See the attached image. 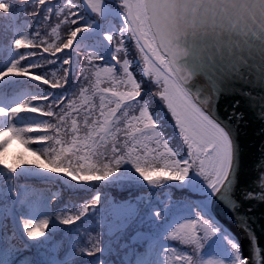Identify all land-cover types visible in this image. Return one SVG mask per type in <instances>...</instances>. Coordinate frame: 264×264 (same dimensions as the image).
<instances>
[{
  "label": "trees",
  "instance_id": "trees-1",
  "mask_svg": "<svg viewBox=\"0 0 264 264\" xmlns=\"http://www.w3.org/2000/svg\"><path fill=\"white\" fill-rule=\"evenodd\" d=\"M83 1L0 0V264H141L162 233V257L173 264H189V256L191 264H228L225 254H235L238 243L211 216L214 192L200 174L225 177L224 151L209 164L191 125L183 146L186 132L161 97L164 87L145 73L161 70L132 37L126 48L111 42L109 50L102 35L87 30L99 21L105 31L107 18L122 11L102 17ZM112 19L123 25L121 16ZM81 71L94 93L81 109L68 108L80 114L64 117L84 88L72 85ZM58 80L69 91L54 86ZM132 141L158 150L124 164L118 148ZM83 142L85 162L71 154H82ZM189 153L196 168L186 172ZM117 207L130 209L111 224ZM40 221H47L44 233L28 235ZM193 221L197 243L188 244L181 226ZM204 221L214 234L203 230Z\"/></svg>",
  "mask_w": 264,
  "mask_h": 264
},
{
  "label": "water",
  "instance_id": "water-1",
  "mask_svg": "<svg viewBox=\"0 0 264 264\" xmlns=\"http://www.w3.org/2000/svg\"><path fill=\"white\" fill-rule=\"evenodd\" d=\"M122 1L143 49L229 136L211 208L247 264H264V0H139L151 43Z\"/></svg>",
  "mask_w": 264,
  "mask_h": 264
},
{
  "label": "rangeland",
  "instance_id": "rangeland-1",
  "mask_svg": "<svg viewBox=\"0 0 264 264\" xmlns=\"http://www.w3.org/2000/svg\"><path fill=\"white\" fill-rule=\"evenodd\" d=\"M135 1V0H134ZM83 4L85 5V7L92 11L94 14L96 15H101L102 17H107L108 14H110L112 11H110V9H108L105 5V3L103 1L99 2L98 0H84ZM135 8H136V14L138 16V20L140 22V25L142 27L143 32L146 34V30H145V26L143 24L142 21V17H141V13L139 10V6L137 3V0L135 2ZM121 14H112L111 18H108V24H109V28H107L104 31L103 25L102 23H100L99 21H91L88 24V29L89 32L91 31L93 35L96 36H100L102 35L103 38L105 39L104 43L107 47V49L111 50V42H116L119 45H115L116 49H119L120 47H125L126 48V41H129L131 39V37L133 38V40L135 41L136 39L133 37V35L129 32V30H127V28H125L124 26L127 25L124 22V17H122V19L120 20ZM112 18H115V20H120L122 22H124V25H118L116 26L114 23V20ZM122 24V23H121ZM124 27V28H123ZM130 27V26H129ZM48 28L50 29V26H48ZM123 28V29H122ZM131 29V28H130ZM53 32V29H51V32L48 34L49 37V41L51 40V34ZM114 32L118 33V38L116 37H112L115 36ZM120 33V34H119ZM101 37V36H100ZM88 38L90 39V35L88 36ZM57 40H59V38H57ZM45 43V42H42ZM136 43L138 44L137 40ZM120 46V47H119ZM139 46V45H138ZM141 49V48H140ZM136 54H137V59L140 61V63L142 64V67L145 66L144 63H142V54L139 55V51L136 50ZM146 67V66H145ZM153 70H149L148 67H146V71L145 73L147 75L153 74V80L159 84L162 85V87H164V92L162 89V93H161V97L163 99V101L165 102V104L167 105V107L169 109H171L175 115H177V125L178 127H181L186 133L185 135L182 134L180 137V141H183V138L185 139V142L183 141L182 144L183 146H186V143H188V136L187 135H192V133L189 130V126L191 125L189 120L186 119V113H195L197 117H199L201 120H204L206 122H208L209 124H212L213 127L216 128V133H217V138L220 141V145H221V150L224 151V169L227 172V169L229 167V159H230V153H231V143L229 140V137L227 135V133L225 132V130L214 120H212L204 111H202L196 104H194L192 102V100L188 97V95L185 93V91L183 90V88L180 86L179 82L174 78V76H171L167 73L162 72L161 74H154ZM84 72L81 71L79 73L74 74L73 76V81H72V85H76V84H84V88L81 89L80 91V95L79 97L76 99V102L73 104H68L70 105L68 107V105L65 107L67 108V110H65V115L64 117H68L70 115H78L81 112H76L74 111L72 114H68V108H75L76 110L81 109L82 108V103L84 101V98L88 96V94L90 93H94V88H93V81L90 79L89 81H84L82 79V74ZM58 82V83H57ZM53 81V85H58L61 88H66L67 91H69V89L67 88V86L65 85L64 81L58 80V81ZM91 94V97L93 98V95ZM73 96H78L76 93L73 94ZM89 101L86 102V104ZM93 106V111L95 109V106L93 104H91ZM104 108H99L98 111V116H97V124H101L104 121ZM107 130V126L104 127V131ZM115 133H118V131H115ZM187 134V135H186ZM84 143V142H83ZM157 145V144H156ZM156 145H153L152 143H150L149 141H147L143 146L141 145V143L138 144L137 147V141H132V142H128V143H120V146L124 148V150H121L120 148H118V153H121L120 155H116L117 160L122 161L124 164H132V160L134 157V154L136 153V157L137 156H142L143 153L146 151V153H152V152H156L158 150V147ZM132 146V147H131ZM81 148V147H79ZM88 152V147L87 144L84 143V149H83V153L78 155L75 154L74 152H72L71 154L76 155V157L82 159L85 162V156L87 155ZM190 155L183 158L182 161L184 163V169L186 172H189L190 170H194L196 167H192V162H191V158H192V154L189 153ZM71 156V155H70ZM69 156V157H70ZM153 158L155 159L156 156H153ZM158 158H160V155H158ZM171 158L166 157L165 161L167 163L171 162ZM154 173V172H152ZM128 209L130 208H111L110 209V214H111V218H112V222H115L119 219H121V217L128 211ZM135 211V209L131 212V214ZM152 253L150 255V257L148 258V260L146 261L145 264H171L168 260H164V261H160V256H159V249L158 246H154L152 249ZM235 255L233 257L229 258V264H238V259L237 257L241 258L240 253H239V249L237 248L235 251Z\"/></svg>",
  "mask_w": 264,
  "mask_h": 264
},
{
  "label": "snow or ice",
  "instance_id": "snow-or-ice-1",
  "mask_svg": "<svg viewBox=\"0 0 264 264\" xmlns=\"http://www.w3.org/2000/svg\"><path fill=\"white\" fill-rule=\"evenodd\" d=\"M10 71H15V69H10ZM186 119L189 120L192 132L194 133V139L199 138L196 142L199 144L200 149L205 155V159L209 161V164H212L213 161L216 160L219 151H220V141L217 138L216 128L213 127L212 124L201 120L196 116L195 113H186ZM231 171L229 170L228 177L224 178L223 171H220L219 175L209 176L207 172L203 170L200 172L201 175L205 176V180L208 184V187L213 190V192H220L222 188H224ZM153 175H156L155 173ZM167 175V173H164ZM186 176H178L177 179L184 180ZM66 223L68 221H65ZM47 221H40L39 223L33 224L30 227H27V234L34 237L39 238L44 231L46 230ZM201 226L203 230L208 234H214L212 230L209 228V224L207 221L202 222ZM181 230H183V237L186 243L194 244L197 243V223L195 221L189 222L185 225L181 226ZM238 264H247L246 259H242L237 257ZM189 264L192 262V257H187Z\"/></svg>",
  "mask_w": 264,
  "mask_h": 264
}]
</instances>
